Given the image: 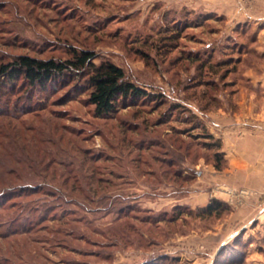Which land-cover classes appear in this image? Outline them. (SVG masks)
<instances>
[{"label":"rangeland","instance_id":"374dc122","mask_svg":"<svg viewBox=\"0 0 264 264\" xmlns=\"http://www.w3.org/2000/svg\"><path fill=\"white\" fill-rule=\"evenodd\" d=\"M73 50L163 99L100 119L84 82L0 93V178L19 194L0 210V264H264V147L238 177L216 117L264 110V0H0V63ZM236 127L264 135V119Z\"/></svg>","mask_w":264,"mask_h":264},{"label":"trees","instance_id":"16d2710c","mask_svg":"<svg viewBox=\"0 0 264 264\" xmlns=\"http://www.w3.org/2000/svg\"><path fill=\"white\" fill-rule=\"evenodd\" d=\"M97 58V54L91 50H73L72 57L67 60H44L27 55L13 57L9 61L0 63V93L7 90L11 92H44L58 83L62 85L69 81H77V84L84 82V91L87 92L88 102L94 107L95 116L100 119L112 117L122 105L163 99V96L152 94L144 87L129 80L124 69L115 63L102 61L100 64H95ZM0 113L2 116L8 115L3 110H0ZM191 119L196 121L195 128L200 129L202 135L212 141L209 142V146L211 150L216 151L214 166L216 169H221L225 162L223 153L220 152L222 142L216 139L213 134L208 133L206 125L199 120L197 114L192 113ZM29 168L34 169L32 166ZM19 179L21 180V177ZM1 181L3 187H0V210L5 211L14 207V204L6 205V203L16 196L18 197L19 194L13 192V188H11L13 185L7 186L8 181L2 179ZM57 191L65 196L68 194V190H62L59 187H57ZM221 206L222 203L214 199L202 209V212L207 217L221 215L223 211ZM22 208L28 210L26 207ZM21 219L23 218L19 216H10L11 221H18L19 224ZM24 219H28V217ZM21 226L12 233L26 235L32 227L22 224Z\"/></svg>","mask_w":264,"mask_h":264},{"label":"crops","instance_id":"0c3cea01","mask_svg":"<svg viewBox=\"0 0 264 264\" xmlns=\"http://www.w3.org/2000/svg\"><path fill=\"white\" fill-rule=\"evenodd\" d=\"M218 110L216 113V118L218 122L221 123L224 128L225 133L223 136L225 150H233L237 153V155H241L240 157H228L231 170L235 171L238 177H243L244 175H248L255 171V167L252 168L246 166H240L244 163H253L257 160V155L260 153V149L262 146L264 147L263 143L260 142L262 139L264 140V135H255V136H248L246 138L240 136L241 134L238 133L240 130L237 129L236 126L242 125L246 119H264V110ZM264 149V148H263ZM230 152V151H228ZM243 155L245 157H243ZM245 165V164H244ZM226 171H230L226 169ZM249 176V175H248Z\"/></svg>","mask_w":264,"mask_h":264}]
</instances>
